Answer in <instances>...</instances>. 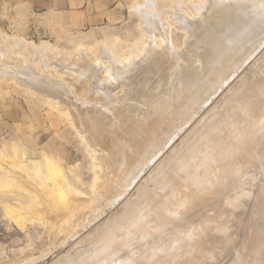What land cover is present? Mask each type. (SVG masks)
Here are the masks:
<instances>
[{"label":"rangeland","instance_id":"1","mask_svg":"<svg viewBox=\"0 0 264 264\" xmlns=\"http://www.w3.org/2000/svg\"><path fill=\"white\" fill-rule=\"evenodd\" d=\"M149 1L151 0H0V264H58L56 262L59 261V264H67L66 262H71L73 258L71 254L78 247L77 245L80 246L81 250L86 249V247L89 249L88 245L92 248L91 243L88 241L91 242V239L94 240V237H96V227L98 232L106 233L108 231L104 232L103 229L105 226L108 227H105V230H111L115 226V222L117 223L116 217H119L120 213L121 215L126 213L125 210L118 209L144 184L156 162L161 160L160 157L167 155L171 148L179 144L178 142H180L181 138L195 126L202 114L218 101L219 93L210 99H207V96L202 93L198 101L201 104V109L198 110L197 114H193L190 121L183 122L184 124L182 123L181 128H178L176 123L175 126H173L174 123L169 124L167 129H173V131L168 129V132L172 133L173 136L148 167L139 174H137V171L136 173L133 172L137 174L135 179L133 174V177L130 176L131 179H127L129 182L125 180L129 185L124 180L121 182L122 177L118 176L117 178V175H110L111 177L107 175L106 177V170H109L110 166H107L109 164L107 160L110 159L107 157H110V152L108 153L105 148L102 149L103 146L97 143L100 141L92 133L96 131L95 128H99L101 132L103 131L102 134L107 135L109 133L108 136H110L113 122L117 123V125L122 122L112 112V108L119 105L113 99L119 101L122 96L124 97L129 92V90L126 91L129 84L125 67L133 60L138 64L143 58V52L145 53L154 46V48H158L157 46H162L166 42L168 43L165 47L170 52H177L180 51L179 49H183L186 32L184 27H181L182 23L179 18L182 17L183 21H194L198 17V11L204 10V6L201 5L203 8L199 7L201 2L207 3L209 0H152L153 12L151 16L155 20H159L158 25H160L159 28L161 27L156 32L151 31L150 27H154L145 22V15L148 14V10L143 6L144 3H149ZM136 3L140 6L143 4V6L135 8ZM194 5L196 7L199 5V8L197 7L198 10L195 9ZM191 8L192 12L190 11ZM193 10H197V13L193 12ZM154 12L155 15L153 14ZM185 17H189V19ZM165 32L168 33L167 36ZM152 34L155 37L153 36L154 38L152 37L149 41V37ZM166 37L170 40L166 39ZM12 40L20 42H17V45ZM260 42L263 43V45L259 43L263 47H258V49L262 50L264 49V40H260ZM104 45L106 48L109 47L108 50L104 49ZM32 47L33 49L35 47V49L32 50ZM79 47L80 49L76 51ZM102 47L107 50L104 51V57L101 55ZM162 47L166 50L164 46ZM162 47L160 48L162 49ZM83 49H86L84 50L85 53ZM106 54H109V56ZM262 55L259 56L260 61L262 58L264 60V54ZM82 57H84L83 60ZM100 57H103V60ZM116 58H119L118 62H122V59L125 62L127 58L129 61L127 60L128 62L126 61V63L120 62V64L116 62ZM120 58L122 59L120 60ZM253 58L249 60L248 64L252 60L254 64L248 65L246 64L248 61H246L243 64L245 66L243 67L242 65L241 70L238 71L237 74L244 71V76L239 78L240 80H238L236 87L241 86L235 87L236 90L240 89L244 82L249 80L247 79V77L250 78L249 76L246 77L247 80L244 78L248 70L251 69L249 73H252V69H258L257 72L260 71L259 68H253L259 64L260 72L264 71V68L262 69L264 67L262 62L264 61L259 62V59L256 60L257 58H255L258 61L255 66L256 63ZM112 61L115 64H112ZM80 64H87L90 68L83 69L79 67L83 69L82 71L79 69L81 73L77 71V68L75 69V66ZM118 64L122 67L125 66L124 64L126 66L122 68ZM112 65H115L116 73L122 72V75H119L121 76L119 79H122L123 76L121 81L123 83L124 80L126 81L124 85L121 84L122 82L118 78L115 79L118 81L114 80L113 84V77H108L109 75L113 76L114 71L112 72V70L114 68L111 67ZM96 67L95 72L100 76L99 78H103L101 80L102 83L105 85L111 83L110 85L114 90L113 93L110 91V86L103 84L104 87H102L104 89H102L100 79L97 80L100 83L93 79H96L97 76L92 71ZM72 68L74 69L73 71ZM86 69L90 71H85ZM83 71L88 72L89 74H87L91 77L87 76V74L84 75ZM78 72L81 75L80 73L77 74ZM90 72H93L95 76L94 74L92 76ZM115 72L114 76L117 75L119 77L118 73L115 75ZM260 72L256 75V71L252 73L250 80L245 83L246 87H249L247 88L248 90L252 91L254 88H251L252 85L248 86V82H254L255 79L257 82H261V80L264 82V75ZM249 73L247 72V75H251ZM253 75L261 77V80ZM124 76L125 78L127 77V80L124 79ZM161 77L150 76L146 84L150 85L149 83L155 81L153 79L158 78L156 80H160ZM109 78H112V80ZM225 78H230V81L234 80V76H225ZM241 79L243 84H241ZM92 80L95 83L97 82L96 85L98 84L100 89L96 85L94 86L95 83ZM161 82L158 81L156 83L155 81L150 85L151 90L153 89L151 93L155 94L157 92L156 90L159 89L157 84L161 85ZM257 82L254 83L255 87L259 84L260 90L258 89L257 93L261 98L256 96V93L252 94L250 90H246L249 92L248 95L256 96L258 100L262 99L264 103V97L260 94L263 92L264 83L261 82L263 83L262 85ZM261 85L262 87H260ZM245 88H243L244 94L246 93L245 95L248 97ZM257 88H254L252 92L257 91ZM105 89L107 91L109 89V91L107 92ZM243 89H240V93L243 92ZM236 90L234 89V91ZM259 91L262 92L259 93ZM70 93L72 97H70ZM107 94L111 99L113 97L112 101L115 104H111V99L107 97ZM252 96L250 97L251 99L254 98ZM258 100L256 99V101ZM253 101L255 100L250 102ZM259 101L258 103H260ZM262 101L258 105L253 102V107L257 106L256 109L259 108V105H261V108L264 107ZM90 102L91 104L94 103V105H90ZM250 102L248 105H250ZM101 104H106L105 106L109 108L105 110V106L103 107L102 111L108 112L107 114L103 112L104 116L113 114L116 117V121L113 115L110 116L111 118L107 117V119L102 113H99L97 119L100 122H96L97 119L88 123L83 122L82 119L85 120V115L92 110L91 106L92 108L102 107L103 105ZM256 109L252 108L250 114L253 115L255 113L258 116V113H263L262 116L264 115L263 108L261 109L262 111L260 109L256 111ZM253 117L256 122L251 117L254 122L252 120L249 122L248 125L250 127L248 129L255 125L256 128L253 127L254 131H259L255 132L254 135L259 133L260 135L257 134L259 138L257 137L256 140V136H253V141H256H252L251 147L242 151L238 157L234 154L237 152V145L231 146L234 150L224 157L225 160L222 159L224 160L222 162H225L228 168L225 170L223 168L219 174L218 178L221 184L219 186V195L214 197L215 194H197L196 197H199V204L191 210L188 216L181 215L179 213L180 210L172 206V203L165 207L162 210L163 212L155 210L143 219L142 223H148L151 219L160 217L162 220L165 216H172L174 222L170 223L168 220H162L159 224L161 233L158 231L159 234L157 235L150 236V234L140 231L133 233L127 239L128 243L134 247L133 250L140 246H143L144 250L141 253L138 252L129 261H126V252H122L114 264H231V257L236 260V264H264V163H262L264 162V127L262 126L264 125L262 123L264 122V116L261 117L259 115L260 119L254 115ZM258 119L260 123L257 121ZM251 122L253 125H250ZM96 123L101 124L97 125ZM94 124L96 125L94 126ZM106 124L108 125L106 126L107 129L104 127ZM85 125L89 127L88 130L86 127L87 131L83 130ZM188 126L189 128H187ZM104 129L106 133H104ZM114 129H116L115 125ZM90 133L91 135H89ZM86 136L92 142V144L90 142L91 147L85 139ZM175 140L176 142H174ZM93 141H96L97 144ZM96 145L97 147L101 145L102 151L100 147L98 148L99 151H97ZM122 145L125 144L122 143ZM122 145L118 148H120L119 151L122 150L124 153H118L124 155L126 152L125 155H127V149ZM122 147L125 149L123 150ZM162 153L166 154L163 155ZM119 154L118 156L121 158L123 155ZM125 155L120 160V166L126 163L127 157ZM104 158L105 160L103 161ZM123 158L125 161L122 160ZM218 160L219 158L216 161ZM260 160H262L261 163H259ZM111 161L113 162V160ZM111 161L110 164L112 163ZM257 163H259L258 165L261 164L262 168ZM105 165L108 167L107 169L104 168ZM256 167H260V170L257 171L258 168L256 169ZM253 169H255V172ZM103 171H105V176ZM97 178H99V181H96ZM106 178L108 181H106ZM216 180L215 174L211 175V182ZM100 182L103 183L100 184ZM120 182L124 184L122 185ZM240 185L245 186L238 194H233V197L229 200V205L222 206L219 203L222 195L221 191L225 188L227 191L231 187ZM103 186H105L104 189ZM121 186H123L122 189ZM244 188L246 191H244ZM114 198L115 200H113ZM87 203L88 206L90 205L89 207ZM241 207H244L242 214L236 219L233 215ZM212 215H215L214 219H211ZM113 217L114 219H112ZM110 218L113 222L116 219L114 224H112L113 222L111 223L113 226H109V222L112 221ZM215 219H229L226 222L228 227L227 239L229 241L228 253L225 251V253L223 251L217 252L225 255H220L222 256L220 257L216 254L212 255L213 252H206L208 254H204L201 258H189L184 255L185 248L194 238L195 241L200 243L198 246L203 250L208 241L218 237L217 235L222 231V225L216 224ZM99 225L102 229L98 227ZM73 231H75V234ZM87 234H92L94 237L92 236L91 238L90 235L89 239ZM96 235L98 236V233ZM99 235L101 236L100 233ZM84 236L86 237L83 239ZM72 246H74V249L71 248ZM136 246L137 248H135ZM94 247L95 249L92 248V251H96V246ZM92 251H90V254H92ZM65 253L66 255L70 254L65 256ZM63 255L64 257H62ZM70 256L71 260L69 259ZM60 257L68 260H65V262L62 259L63 263Z\"/></svg>","mask_w":264,"mask_h":264},{"label":"bare ground","instance_id":"2","mask_svg":"<svg viewBox=\"0 0 264 264\" xmlns=\"http://www.w3.org/2000/svg\"><path fill=\"white\" fill-rule=\"evenodd\" d=\"M205 1H207V0H205ZM203 3H205V4H203ZM135 5H136V6H134L135 8L137 6H139V8L141 6H143V4H141V6H140V5H138V3H136ZM201 5L204 6V10L198 11V17L197 18L195 17L196 19H194V21H189V20L183 21V18L179 16L180 17L179 19H181V23H182L181 27H184V30L186 32L185 33L186 38L184 39L185 42H183L184 43L183 49L181 48V49H179L180 51H177V52H170V50L167 49V47H165V45L167 46L168 42H166V43L164 42L165 44L163 43L164 45H162L166 48V50H164V48L162 46H157L158 48H154L155 47L154 45H150V46H154V47L149 48L146 51L147 54H146V52L145 53L143 52V56H142L143 58L140 62H138V64L136 62H134L133 59H130L133 61L129 62L127 64V66H126V64H124L126 66V67L125 66L124 67L126 68L125 70L127 71L126 74L128 76V84H129V85H127L128 87L126 86L128 88V89L126 88V91L129 90V92H128V94L126 93V95L124 94L125 92L122 93L125 96L123 97L121 95L123 98L121 97V99L119 101L114 100L112 97L113 101L114 102L116 101L117 103H119V105L113 106V108L111 106L113 111L109 110V111L114 112L115 116H118L122 120V122H120V125H117V123L115 124L113 122V125H112L113 128L110 131V136H108L109 135L108 132H107L108 133L107 135L102 134L103 131L101 132V130H99V128L98 129L95 128L96 131H93V133L90 131L92 133V135L100 141L97 143L101 144L103 146L102 149L105 148L108 150V153L110 152V154H109L110 157H107V158H110V159L112 158L111 160H113V162L110 159L107 160V161H109L108 162L109 164H107V166L110 165L109 170L107 169L108 167L106 165L104 167L109 171L108 172L106 170V172H107L106 177H107V175L110 176V175L114 174V175H117V178H118V176L120 178L122 177L121 182L123 180H124V182H125V180H126V182H129V180H127V179H131L130 176H132L134 173H136V171H137V174L141 173L146 167H148V165L158 155V153L160 151H162L164 149V147L167 145L169 139L173 136L172 133L168 132V129H171V128L167 129L168 125L171 123L172 124L174 123L173 126H175V123H176L178 128L179 127L181 128V126L184 124L183 122L186 123V122L190 121L193 114H197L198 110L201 109V106H200L201 104H199L198 101H199V97H200V95H202V93L205 96H207V99H210L212 96H216L219 93V96L217 98L218 101L215 102L209 110L205 111L203 109L205 112L202 114V116L200 115L201 113L199 114L201 116L200 119L198 117V119H199L198 122L195 124V126L192 127V129L188 133H185V135L181 138L180 142H178L179 144H177L173 148H171V150L169 151V153L167 155H165L166 153L165 154L162 153L165 156L160 157L161 160L157 161L155 166L152 164L154 166V168L152 170L149 169L151 171L149 173L148 178L145 179L144 184L139 189H137L135 191V193L131 196V198L127 199V201L123 205H121V207L118 209V210H120V209L125 210L126 213L124 215H121V213H120L121 216L119 215V217L118 216L116 217L117 220L115 219L117 221V223L114 220L115 224L112 220V219H114V217L112 219L110 218V220H112V221L109 222V224H110L109 226H111L112 224H114L115 226L111 230H109V229L105 230V227H106L105 226L103 229H104V232L108 231L106 233L98 232V229L96 227L95 231L97 230L98 236L96 235L97 233L95 231L94 232L96 233L95 234L96 237H94L92 234H90L91 238H92V236L94 237V240L91 239V242L90 241H88V242L91 243L90 245H92L93 249H95L94 246H96V251H92L93 249L89 245H88V247H90L89 249L86 247V249L84 248L81 250L80 246L77 244L76 245L79 248L76 246L77 248L75 250H73L74 246H75V244H73L74 246L71 247V248H73L71 250H73V253L75 255L73 253L71 254L73 257L72 260L70 259L71 256L69 257L71 262L68 263V262H66L68 259L66 260L65 258L64 259L62 258L64 261L66 260L65 262L67 264H114L118 260L119 255L122 252H126V257H127L126 261H129L131 258H133V256L138 254V252L141 253V251L144 250L143 246H140L138 248L136 246L135 248H137V249L133 250L134 247L130 246V244L128 243L127 239L133 233H135L136 231H140V232L150 234V236L155 235V234L157 235V234H159V232L161 233V231L159 229L160 228L159 224L162 222V220H168V222H170V223L174 222V219L172 216L171 217L165 216V218L163 217L164 219H162V220H161V217L157 218V219L156 218L151 219V221L148 223H142L143 219H145L148 215L153 213L155 210H159L160 212H163L162 210L171 203H172V206H175L178 210H180L179 213L181 215L188 216L191 213V210L194 207H196V205L199 204V202H198L199 197L198 198L196 197L197 194H207V195L208 194L209 195L215 194L214 197L218 196L220 193L219 186L221 185L219 182V178H218L219 174L222 172L223 168H224V170L226 168H228V166L225 165V162H222V161L225 160L224 157H226L230 151L234 150L231 146L237 145V147H236L237 152L234 154L238 157V155L242 151L251 147L252 141H253V136H256L255 137L256 140H257V137L259 138V136H257V134H259V133L254 135L255 132L259 131V130L254 131V128H256V126L255 125L251 126L252 128L248 129V127H250L248 124L254 118L253 115L256 118H259L258 117L259 115H261V117L264 116V115L262 116L263 113H261V114L258 113V116H256L255 113L253 115L250 114L252 112V108L256 109V107H257L256 104L258 105L262 101V99H259V100H261V101H259L258 98L256 97V96H258L257 92H258V89L260 90V88H259V84L257 85L258 88L255 87L256 85L254 82H257L255 78L260 76L259 74H258V76H255V75L261 71V68L258 67L259 64H258V66H256V65H257L258 61L261 62L263 60L262 54H264V49H262V50L258 49V47H261V48L263 47V46H260L261 44L263 45V43H261L260 40H264V39H261V38H264V0H209V1H207V3L202 1L200 6L199 5L198 6L202 7ZM143 7H146V9L148 10V14L147 15L144 14L145 15V22H148L151 26L154 27V28H152L149 25V27L151 28V31L156 32V31L160 30L161 27L159 28L160 25H158L159 20L157 21L151 16L152 12H153L152 11V0L149 1V3H144ZM190 7H188V9H190ZM197 7L195 9H197ZM197 10L196 11L193 10V12L195 11L197 13ZM190 11L192 12V8ZM153 14L155 15V12ZM172 15H174V14H172ZM185 18L189 19V17H185ZM190 18H192V17H190ZM164 24H165V21H164ZM176 28H177V26H176ZM165 33L167 36L168 33L167 32H165ZM159 34H160V31H159ZM153 36H154V34H152L149 37L150 38L149 41L151 40V38ZM145 39H146V37H145ZM166 39H168V38L166 37ZM142 40H144V39H142ZM168 40H170V39H168ZM168 40H166V41H168ZM17 42L19 43L20 41L15 40L14 43H17ZM18 43H17V45H18ZM259 43H261V44H259ZM105 45H104V47H105L104 49L108 50L109 47L106 48ZM160 47H162V49ZM34 49H35V47H34ZM34 49L32 47V50H34ZM78 49H80V47L77 48L76 51H78ZM104 49H103V47H102V50L100 49L101 55H103V57H104V51H107ZM84 50H86V49H83V52H84ZM75 53H77V52H75ZM79 53H80V51H79ZM88 53H90V52H88ZM97 53H98V51H97ZM134 53H135V51H134ZM129 54H131V53H129ZM81 55H83V54H81ZM101 55H99V56H101ZM106 55L109 56V54H106ZM261 55H262V57H261L262 60L260 61L259 56H261ZM37 56H38V54H37ZM103 57H100V58H102V60H103ZM25 58H27V57H25ZM83 58L84 57H82V60H83ZM105 58H106V56H105ZM122 58H120V60ZM251 58L254 59L255 63L257 62L255 64L256 67H253L254 65L252 67L253 68H259V70H260L257 72L258 69L257 70L252 69V73H254L256 71L255 75H253V76H255V78L252 77L255 79V81L252 79L254 82H248V83L249 84L254 83V84H250V85L247 84L248 86L252 85L251 88H253V87L255 89L257 88V91L255 90V92H252V91H254V88L252 89V91L249 89L251 91L250 93H252V94L256 93L255 94L256 98L251 95L252 97H254L252 99L250 98L251 97L250 94L248 95L249 90L247 88H249V87H246V85H245V83L247 81H249L251 76H252V73H249V72H251L250 71L251 69L248 70L249 66L247 68V70H248L247 72L251 75H247V72H246V76L244 77L245 79L247 76L250 77V78L247 77V79H249V80L246 79L247 81L244 82V85L246 88L244 87V85H242V87L240 88V89L245 88V90L246 89L248 90V91L246 90L248 97H246V95H245L246 93L244 94V89L242 90L243 92H241V93H240V89L236 90V88L241 86L240 85V86L236 87V84H237L238 80H240L239 78L244 76L243 75L244 71H243V73L242 72H240L239 74H237V73L239 70H241L242 65L246 61H248L246 64L249 63V60ZM255 58H257L256 60H258V59L259 60L256 61ZM118 59L116 62L120 63L121 61L119 60L120 62H118ZM58 60H59V57H58ZM127 60H128V58H127ZM127 60L125 59V62H124V60L122 59L121 63H123V62L126 63ZM44 61H45V59H44ZM51 61H53V60H51ZM85 61H87V60H85ZM113 61H112V64H115V63H113ZM137 61H139V60H137ZM252 61H251V63H252ZM47 62H48V60H47ZM82 63H85V62L83 61ZM86 63H88V61ZM251 63L248 65L254 64V62L252 64ZM263 63L264 62H262V64ZM120 64H118V66ZM33 65H34V63H33ZM260 65H261V63H260ZM263 65H261V66H263ZM114 66L113 65L111 66L114 68V70H112V68H111L112 72L113 71L115 72ZM116 66H117V64H116ZM244 66L245 65H243V67ZM79 67H82L83 69L88 68V67L90 68V66L87 64H84V65L80 64L79 66H75V69L77 68L78 69L77 71H80V70L82 71L83 69H81ZM124 67H122V68H124ZM73 68H72V71L74 70ZM91 68H93V66H91ZM263 68L264 67H262V69ZM88 69H86L85 71H88ZM95 69H97V67L94 68V70H92V71H94V73H96ZM85 71H83L84 75L87 74L90 70L88 72H85ZM75 72H76V70H75ZM80 72H78L77 74H79ZM112 72H110V73H112ZM114 72H113V76H110V75L108 76V77H113V80H112V78H109L113 81V84H114V80L116 78H118V80H120V81L123 79V76H122V79H119V78H121V76H119V75L122 72L121 73L117 72L119 77H117L116 72H115L116 76H114ZM81 73H80V75H81ZM91 73L93 76L94 73L90 72V74ZM262 73L261 74L264 75V71ZM88 74H87V76L91 77ZM126 74H124V75H126ZM228 74H229V76H227ZM96 75L98 76L97 73H96ZM94 76H95V74H94ZM97 76H96V79L95 78H93V79L96 81L98 79H100V81L103 79V78L102 79L99 78L100 76H98V78H97ZM150 76H152V77L154 76V77H158V78H159V76L160 77L162 76L160 80H156L158 78L153 79L156 81V83H158V81H162L161 85L157 84L159 89L156 90L157 92H155V94L151 93L153 89L151 90V86H150L155 81L153 82V80L151 79L153 83H149L150 85L146 84V83H148L147 81L149 80ZM225 76L226 77L234 76V80L230 81V78L229 79L225 78ZM126 78L124 76V79H126ZM258 78L260 79L261 77H258ZM242 79H241V82L243 81ZM262 79H263V76H262ZM94 80H92L93 83H95ZM105 80H106V78H105ZM118 80H115V81L117 82ZM100 81L99 82L97 81V82L100 83ZM229 81H230V83H229ZM125 82L126 81L124 80V83ZM241 82L239 81V83H241ZM261 82H263V81L261 80ZM261 82L259 81L257 83H260L263 85L264 82L263 83H261ZM96 83L94 84V86L96 85ZM101 83H102V81H101ZM124 83L122 82L121 84L124 85ZM103 84L104 83H102L101 87L102 86L104 87L105 84L104 85ZM110 84L109 85L106 84V85L108 87L109 86L111 87L110 91L113 93L114 90ZM241 84H243V82ZM262 85L260 87H262ZM94 86H92V87H94ZM96 87H99V85L97 84ZM103 87H102V89H104ZM152 87L155 88V86H153V85H152ZM158 87H156V88H158ZM263 87H262L263 90L261 89L263 92L259 91V93L260 92L263 93V94L260 93L262 97H264V88ZM99 89H100V87H99ZM234 89L236 91H234ZM105 90L107 91V89H105ZM232 90H233V92H232ZM108 91H109V89H108ZM103 92H105V91H103ZM104 94H106V93H104ZM70 97H72L71 93H70ZM107 97L110 98V96L108 94H107ZM258 97H260V96H258ZM112 99H111V104L113 105L114 102L112 101ZM117 99H119V98L117 97ZM256 99L260 103H258V101H256ZM109 100H108V102H109ZM252 100H255L253 102H256V104H255L256 107H253L254 106V105H252L253 102H250ZM247 101H248V103H247ZM55 102H57V101L55 100ZM249 102H250V105H248ZM262 103H263V101H262ZM109 104H110V102H109ZM90 105H94V103L91 104V102H90ZM96 105H97V103H96ZM98 105H99V103H98ZM101 105H103V106L102 107L99 106L96 108L95 107L92 108V106H91L92 110L87 115H85V117H84L85 120L81 118L83 120V122L88 123L89 121L96 120L97 117H99V113H102L104 116L103 112H105V111L104 110L102 111V109H104L103 107L106 104L105 105L101 104ZM263 105H264V103H263ZM246 106H249V107H246ZM262 108L264 109V107H262ZM262 108H261V105H259V108H257V109L261 110ZM106 109H109V108L105 106V110ZM257 109H256V111H257ZM261 111H259V112H261ZM111 115H113V114H111ZM111 115H109V116L106 115V117L105 116L104 117L105 118H107V117L111 118L110 117ZM251 117H252V119H251ZM113 118L116 121V119H115L116 117H114V115H113ZM119 118H118V120H119ZM195 119H197V118H195ZM259 119L257 121H259ZM97 121H99V120L97 119L96 122ZM107 121H109V120H107ZM254 121L256 122L255 118H254ZM254 121L252 120V122H254ZM83 122L81 121V123H83ZM252 122L250 123V125L252 124ZM81 123H80V125H81ZM259 123H260V121H259ZM262 123L264 124V122H262ZM96 124H94V126ZM100 124L98 123L97 125H100ZM256 124L258 125V123H256ZM87 125H85L83 127V130L84 129L86 130ZM114 125H115L116 129H114ZM116 125L118 126V128ZM81 126H83V125H81ZM106 126H108V125L106 124L104 126L107 129ZM262 126L264 127V125H262ZM169 127H172V126H169ZM187 128H189V126ZM88 129H89V127H87V130ZM166 129H167V131H166ZM259 129H261V128H259ZM171 130L173 131V129H171ZM80 132H81V129H80ZM262 132H263V130H262ZM81 133L84 136L83 132H81ZM91 133L89 135H91ZM104 133H106L105 129H104ZM88 136H86L85 139L90 144L91 141H89L87 139ZM93 136H90V137H93ZM263 139H264V136H263ZM256 140H254L253 142H255ZM81 142H82V140H81ZM174 142H176V140ZM174 142H173V144H174ZM94 143H96V141ZM122 143L125 145H122ZM91 144H92V142H91ZM91 144L89 145L90 147H91ZM101 145H98V147L96 145L97 151H99L98 148ZM121 145L127 149V155H125L126 152L124 154L127 157V160H126L127 164L125 163V165L122 164L120 166V163H121L120 160L124 156L122 154V153H124V151L123 152H122V150L119 151L120 148H118ZM170 146H171V144H170ZM170 146H169V148H170ZM124 147H122L123 150L125 149ZM100 150H101V147H100ZM107 150H105V151H107ZM118 152H122L121 154L123 156L121 154H119ZM118 154L121 155L122 157L120 158L118 156ZM95 155H93V156H95ZM217 158H219L218 161H216ZM222 159H224V160H222ZM261 159L263 160V158H261ZM104 160H105V158L103 159V161ZM122 160L125 161L124 158ZM156 160H158V159H156ZM262 160H260L259 163H261ZM110 161L112 162L111 164H110ZM219 161H221L220 164H218ZM259 163H257V165ZM262 163H264V162H262ZM258 166H261V164ZM261 168H262V166H261ZM256 169H257V171H259L260 167H256ZM254 170L255 169H253V171ZM103 172H104L103 174L105 176V171H103ZM258 173L260 174V172H258ZM137 174H134V179H135V175H137ZM214 174H215V177L217 180L211 182V175H214ZM97 179H96V181H99V178H97ZM100 179H101V177H100ZM102 179H105V178H102ZM106 181H108L107 178H106ZM111 181H113V180H111ZM121 182H120V184L123 185L124 183H121ZM101 183H103V182H100V184ZM127 185H129V184H127ZM244 186L245 185H242V186L240 185L237 187L234 186V187H231L230 189H228L227 191L225 188L223 191H221L222 195L220 194L221 200L219 203H221L222 206L229 205V203H230L229 200H231V198L233 197V194L234 195L238 194V192ZM97 187H98V185H97ZM104 187L105 186H103V189H104ZM122 187L123 186H121V189H122ZM250 187H251V185H250ZM244 191H246L245 188H244ZM67 192H69V191H67ZM117 194H118V192H117ZM120 196H122V195H120ZM83 197H85V196H83ZM117 197H118V195H117ZM113 200H115V198ZM87 206H88V203H87ZM243 208L244 207H241V209L233 215L236 219L239 218V215L242 214ZM125 211H122V212H125ZM117 214H118V211H117ZM180 214H179V216H181ZM214 217H215V215H212L211 219H214ZM229 219L231 220V218H229ZM229 219H225V220H216L215 219L216 224L222 225V231L219 233V235H217L218 237H214V239L208 241L206 247L203 250H201V248L198 246V244H200V243L195 241V238H194L193 241L185 248V251L183 254L189 258H192V257L201 258V257H203L204 254H208L206 252H213V254L212 253H210V254H212V255L216 254L218 256H220L222 254H218L217 252L220 253L222 251L223 252L225 251L228 253L227 248L229 245V241L227 239L228 227H227L226 222ZM101 224H103V223H101ZM98 227H100V225ZM100 228L102 229V227H100ZM106 228H108V227H106ZM101 229H99V230H101ZM73 232L75 234V231H73ZM72 233H71V235H72ZM99 233L101 234V236L99 235ZM90 235H88L89 239H90ZM86 236H84L83 239ZM97 237H99V238H97ZM95 238H97V239H95ZM88 242L86 241V243H88ZM84 244H85V241H84ZM85 246H87V245H85ZM219 246H221L222 248ZM90 251H92V254H90L91 253ZM88 253H89V255H87ZM69 254L70 253H68V255ZM68 255H66V253H65V256H68ZM222 256H225V255L223 254ZM222 256H220V257H222ZM62 257H64V255ZM60 259H61V257H60ZM62 259H61V261L63 262ZM59 262H56V263L59 264ZM230 262H231V264H236V260H234L233 257L230 258Z\"/></svg>","mask_w":264,"mask_h":264}]
</instances>
